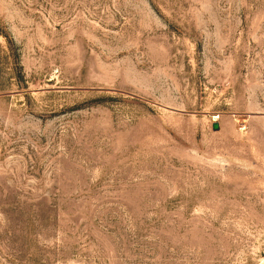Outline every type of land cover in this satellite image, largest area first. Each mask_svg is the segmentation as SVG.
<instances>
[{
	"label": "rangeland",
	"instance_id": "rangeland-1",
	"mask_svg": "<svg viewBox=\"0 0 264 264\" xmlns=\"http://www.w3.org/2000/svg\"><path fill=\"white\" fill-rule=\"evenodd\" d=\"M0 264H264V0H0Z\"/></svg>",
	"mask_w": 264,
	"mask_h": 264
},
{
	"label": "water",
	"instance_id": "water-1",
	"mask_svg": "<svg viewBox=\"0 0 264 264\" xmlns=\"http://www.w3.org/2000/svg\"><path fill=\"white\" fill-rule=\"evenodd\" d=\"M211 127H212L213 130H218L219 123L215 121V122L212 123Z\"/></svg>",
	"mask_w": 264,
	"mask_h": 264
}]
</instances>
